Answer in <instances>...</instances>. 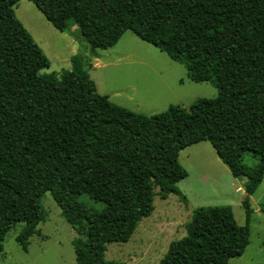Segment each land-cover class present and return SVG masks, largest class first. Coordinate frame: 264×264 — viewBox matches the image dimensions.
<instances>
[{
	"label": "trees",
	"instance_id": "obj_1",
	"mask_svg": "<svg viewBox=\"0 0 264 264\" xmlns=\"http://www.w3.org/2000/svg\"><path fill=\"white\" fill-rule=\"evenodd\" d=\"M20 0H0V254L16 223L27 241L44 221L49 193L79 237L76 264L107 261L108 244L126 243L152 210L150 185L186 202L180 151L208 141L236 179H245V224L229 206L193 209L186 235L159 264H228L249 244L251 196L264 178V0H30L59 32L76 27L96 50L131 31L182 64L213 99L151 116L113 104L97 92L82 58L60 77L15 17ZM251 154L259 163L245 165ZM89 184L102 190L101 211L79 201ZM264 214V207L262 208Z\"/></svg>",
	"mask_w": 264,
	"mask_h": 264
},
{
	"label": "rangeland",
	"instance_id": "obj_2",
	"mask_svg": "<svg viewBox=\"0 0 264 264\" xmlns=\"http://www.w3.org/2000/svg\"><path fill=\"white\" fill-rule=\"evenodd\" d=\"M13 11L49 61V67L41 73L60 77L71 69L70 58L79 55L97 92L132 112L151 116L171 105L188 109L199 99L217 96L216 88L209 82H194L182 64L131 31L125 32L113 47L97 49V57H94L76 27L69 32H59L30 0H20ZM178 162L186 171L188 169L187 174L189 172L182 183L188 197L201 205L229 206L236 223L245 224V211L241 206L246 196L245 179L232 176L208 141L180 151ZM243 163L255 167L259 161L245 154ZM150 192L151 212L142 218L128 242L107 245V261L159 264L170 244L186 235L193 208L173 192L161 199V191L153 184ZM101 198L102 190L87 184L79 201L101 211L104 207ZM249 202L252 209L249 244L241 256L230 259L228 264H264V178L249 196ZM39 205L45 218L37 226V233L28 239L27 249L17 240L24 224L16 223L5 235L0 264H76L72 241L79 237L77 230L64 220L49 193L39 199Z\"/></svg>",
	"mask_w": 264,
	"mask_h": 264
},
{
	"label": "crops",
	"instance_id": "obj_3",
	"mask_svg": "<svg viewBox=\"0 0 264 264\" xmlns=\"http://www.w3.org/2000/svg\"><path fill=\"white\" fill-rule=\"evenodd\" d=\"M187 171H188V169H187ZM189 176V172H188V175H187V177ZM186 177V178H187ZM236 179V178H235ZM184 180V179H183ZM183 180L182 181H180L179 183H178V188H179V190H180V192L182 193V195L183 196H185V199H186V201H187V203H188V206H190L191 208H197V207H204V206H208L207 204L206 205H201L202 203H197V202H195V199L194 198H191V197H188V193H187V190L185 189V188H183V184L182 183H184L183 182ZM245 183V182H244ZM182 185V186H181ZM234 186H235V184L233 183V185H232V188H234ZM233 191H234V189H233ZM193 201H192V200ZM209 204H211V203H209ZM212 206H216V205H212ZM222 206V205H221ZM224 206V205H223Z\"/></svg>",
	"mask_w": 264,
	"mask_h": 264
}]
</instances>
